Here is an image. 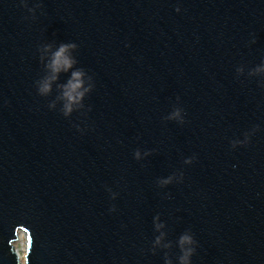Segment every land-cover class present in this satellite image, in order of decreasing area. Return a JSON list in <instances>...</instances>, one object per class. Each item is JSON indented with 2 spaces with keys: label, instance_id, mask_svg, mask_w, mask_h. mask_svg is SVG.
Instances as JSON below:
<instances>
[{
  "label": "water",
  "instance_id": "obj_1",
  "mask_svg": "<svg viewBox=\"0 0 264 264\" xmlns=\"http://www.w3.org/2000/svg\"><path fill=\"white\" fill-rule=\"evenodd\" d=\"M28 4L0 0V264H180L185 234L191 264H264V0Z\"/></svg>",
  "mask_w": 264,
  "mask_h": 264
},
{
  "label": "clouds",
  "instance_id": "obj_2",
  "mask_svg": "<svg viewBox=\"0 0 264 264\" xmlns=\"http://www.w3.org/2000/svg\"><path fill=\"white\" fill-rule=\"evenodd\" d=\"M21 4L25 7L29 13L32 14V17L35 18V12L37 8H42V4H36L33 7H29L28 0H21ZM177 12L180 11V8L177 7ZM255 42V41H253ZM76 48L75 44H61L59 49L52 53L50 63L46 65V67L50 70L51 75L42 80L38 86V93L41 96H45L51 92L52 84L58 79L59 73L67 72L71 70L76 61L72 57L71 52ZM45 52L51 51V46H46L44 49ZM256 72H264V65L258 66L255 70ZM84 76L85 73L83 70H77L72 72L71 79L68 81L66 85L63 86V99L65 101L64 104V115L68 116L74 110L73 106L76 104H80L83 97L91 91L90 87H84ZM55 105H51L54 107ZM180 116V110L177 109L169 119H175ZM248 139L246 138L244 141H238L233 144V147H236L237 144H246ZM136 158L140 157L139 151L136 152ZM191 161H186V163H190ZM172 182V178L169 177L162 181V184H169ZM114 198V197H113ZM115 209H112L114 211ZM162 225H157L159 229ZM163 240V233L161 236L156 238L155 244L160 245ZM195 240L189 234L182 235L179 241V245L182 251V255L180 257V264H191V257L195 253ZM164 247H169V245H164ZM168 264H171L169 261Z\"/></svg>",
  "mask_w": 264,
  "mask_h": 264
},
{
  "label": "bare ground",
  "instance_id": "obj_3",
  "mask_svg": "<svg viewBox=\"0 0 264 264\" xmlns=\"http://www.w3.org/2000/svg\"><path fill=\"white\" fill-rule=\"evenodd\" d=\"M25 236L23 235V234H21V233H19L18 234V239H17V241L15 242L16 244H17V242L18 241H22L23 242V244L22 245H24L23 246V250L25 249ZM15 243L13 244L14 245V248H15ZM17 246V245H16ZM15 250H16V252H17V254L19 255V260L23 263L24 262V257L22 256V255H20V252H19V250H17L16 248H15ZM22 250V251H23Z\"/></svg>",
  "mask_w": 264,
  "mask_h": 264
},
{
  "label": "rangeland",
  "instance_id": "obj_4",
  "mask_svg": "<svg viewBox=\"0 0 264 264\" xmlns=\"http://www.w3.org/2000/svg\"><path fill=\"white\" fill-rule=\"evenodd\" d=\"M22 244H23L22 241H18L17 244L15 243V248H16L17 250H19L20 255H22V256L24 257V250H23V246H24V245H22ZM16 245H17V246H16ZM22 250H23V251H22Z\"/></svg>",
  "mask_w": 264,
  "mask_h": 264
}]
</instances>
